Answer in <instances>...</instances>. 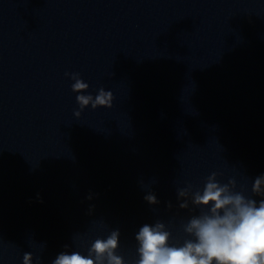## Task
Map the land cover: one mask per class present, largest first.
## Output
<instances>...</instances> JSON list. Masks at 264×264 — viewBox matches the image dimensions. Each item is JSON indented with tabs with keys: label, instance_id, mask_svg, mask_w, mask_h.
<instances>
[{
	"label": "water",
	"instance_id": "1",
	"mask_svg": "<svg viewBox=\"0 0 264 264\" xmlns=\"http://www.w3.org/2000/svg\"><path fill=\"white\" fill-rule=\"evenodd\" d=\"M71 73L113 106L77 117ZM213 172L264 198V0H0V264L88 255L115 229L135 264L157 221L183 245L208 208L178 190Z\"/></svg>",
	"mask_w": 264,
	"mask_h": 264
},
{
	"label": "clouds",
	"instance_id": "2",
	"mask_svg": "<svg viewBox=\"0 0 264 264\" xmlns=\"http://www.w3.org/2000/svg\"><path fill=\"white\" fill-rule=\"evenodd\" d=\"M67 75L74 80L72 90L79 93L76 97L80 106L75 112L77 117L89 105L93 109L113 106L112 91L100 88L95 96L84 94L90 85L79 73ZM217 175L213 172L208 176L202 192L192 193L191 185L178 190V197L185 198L179 205L181 208L189 207L186 197L190 193L193 204L208 208L184 225V231L191 238L183 245H170L171 233L165 230L163 222L144 224L135 236L139 255L135 264H264V198L257 201L235 192V179L221 184ZM252 192L264 197V175L255 178ZM145 199L151 204L159 203L156 195L151 193ZM120 235V230L115 229L107 238L95 239L88 255L79 251L62 252L53 264H125L124 258L116 251ZM23 260L24 264H33V253L26 252Z\"/></svg>",
	"mask_w": 264,
	"mask_h": 264
}]
</instances>
